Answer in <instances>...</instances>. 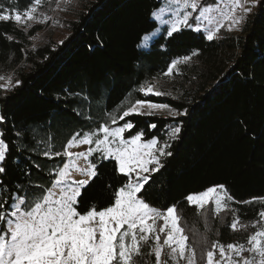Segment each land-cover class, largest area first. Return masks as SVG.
I'll return each instance as SVG.
<instances>
[{
	"label": "trees",
	"instance_id": "16d2710c",
	"mask_svg": "<svg viewBox=\"0 0 264 264\" xmlns=\"http://www.w3.org/2000/svg\"><path fill=\"white\" fill-rule=\"evenodd\" d=\"M163 1L92 0L63 43L35 49L14 20L0 21V75L15 70L19 81L0 89V114L6 116L0 130L10 149L0 192L9 203L24 197L30 204L40 194L38 186L47 191L55 178L51 173L66 162L63 154L49 158L44 153H63L76 133L99 127L114 110L119 116L118 106L144 98L186 109L187 116L127 119L136 125L133 132L145 133L144 140L157 137L171 145L172 155L162 158L163 166L150 174L139 195L162 211L176 206L198 263L206 264L215 241L243 240L231 228L233 218L213 219L207 209L188 202V195L224 185L239 222L256 221L264 211V201L254 199L264 197V0L239 34L209 41L203 31L184 26L172 37L164 31L143 48V39L159 27L153 12ZM33 5L34 0H0V12L23 13ZM185 56L194 61L181 66L187 82L181 97H145L139 91ZM150 123L157 127L150 129ZM177 123L182 131L170 138ZM96 171L78 197L81 212L93 204L98 210L111 205L113 191L125 182L112 160L98 163ZM142 254L148 256L147 247Z\"/></svg>",
	"mask_w": 264,
	"mask_h": 264
},
{
	"label": "snow or ice",
	"instance_id": "6c2138e0",
	"mask_svg": "<svg viewBox=\"0 0 264 264\" xmlns=\"http://www.w3.org/2000/svg\"><path fill=\"white\" fill-rule=\"evenodd\" d=\"M175 2L179 7L166 32L168 37L179 32L181 26H186L197 32H207V39L211 41L224 27L216 17L209 15L213 11L212 6H201L199 0ZM260 3L261 0H243V3L241 0H232L231 7L220 11V15L230 22L228 28L232 30L233 26L239 27L245 16L251 13L252 7ZM34 4L39 6L41 0H34ZM237 8L241 10L239 16L235 15ZM198 9V14L194 16ZM164 11L161 8L158 12H153V16L162 19ZM35 12L36 7H31L23 14L17 11L14 17L9 12H0V21L14 19L19 23L22 15L30 21L35 18ZM190 18L194 19V24H189ZM190 59V56L183 57L185 62ZM179 63L180 60H174L167 74L170 75ZM16 83L19 84V81ZM139 91L145 97L164 94L154 90V86L150 84L141 86ZM118 108L119 116L115 114V110L109 112L108 120L99 127L73 135L66 143L63 153H44L49 158L63 154L71 163L65 162L61 168L51 173L55 177L51 186L47 191L38 186L40 194L34 196L30 204L24 197L9 203L5 194L0 192V264H135L134 257L140 255L142 245L149 241L153 242L150 251L155 255L156 264H168V261L161 260L165 247L169 249L168 255L172 260L195 264L196 253L194 249L188 248V236L180 225L176 206L172 205L162 211L139 195L149 182L150 174L163 166L160 158L172 155L167 151L171 145L168 142L161 144L157 137L145 141V133L138 129L133 132L136 125L127 119L134 115H155L156 110H167L172 117L187 116V110L177 111L168 104L154 103L144 98L135 99L126 108ZM5 121L6 116L0 114V124ZM156 127L155 123L149 124L150 129ZM181 131V125L177 123L170 129V138L178 137ZM126 132L129 133L127 138ZM5 135L0 130V174L5 173L3 164L10 150ZM79 145L89 147L87 151L76 153L68 150ZM94 154H97L94 160H90L89 157ZM80 158L88 161L87 169L77 167L75 161ZM107 160L115 162V170L125 177V182L113 191L111 205L98 210L93 204L83 212L79 211L78 197L81 195V188L89 180H73L72 170L86 172L92 179L98 174V163ZM152 165L155 167H150ZM0 185H3L2 180ZM54 189L60 190L58 196ZM186 199L199 209L213 203L218 213L227 207L226 200L232 198L224 185H216L203 192L190 194ZM254 199L264 201V197ZM5 204H8L7 209ZM22 205L25 207L22 208ZM258 215L264 220V211H260ZM159 220H163V224L158 226ZM237 224L238 219L233 221L231 228L236 230ZM161 234H164L162 242ZM247 243L250 245L248 248L242 244L224 245L216 242L206 252L207 264H264V226L248 237ZM216 249H219L221 260H214ZM245 251L252 253V256L244 257ZM186 252L189 254L186 255Z\"/></svg>",
	"mask_w": 264,
	"mask_h": 264
},
{
	"label": "rangeland",
	"instance_id": "374dc122",
	"mask_svg": "<svg viewBox=\"0 0 264 264\" xmlns=\"http://www.w3.org/2000/svg\"><path fill=\"white\" fill-rule=\"evenodd\" d=\"M90 1L92 0H48L45 2H41L39 6H36L34 4L32 7H36V12L34 13L35 18L29 21L26 19V17H23L22 15V21L19 23L16 22V24L22 29V31H24L26 35H28L29 41L31 42L29 48L35 49L37 47L44 46V45L54 46L60 43L61 41H63L67 37V35L69 34L71 23L78 18L79 14L85 9V7L89 4ZM241 2L243 3V0H241ZM199 4L201 6H212L213 11L209 13V15L216 17L221 23L224 24V27H222L220 31L216 34V37L218 35L225 34V33L239 34L242 30L243 24L246 18L248 17V15L252 14L256 9V6H253L251 13L245 16L243 23L239 27L233 26L232 30H229L228 25L230 22L224 20L223 16L220 15V11H226L229 7H231L232 0H199ZM178 7L179 5L175 2V0H164L163 1L162 6L155 11V12H158L161 8L165 9V11L162 13V19H158L157 17L153 16V18L159 22V27L143 39L141 43V47L148 48V46L152 43V41L156 37H158L164 31H167L169 29L170 22L175 18L176 10L178 9ZM198 11L199 9L197 10V13H194L193 15L195 16L196 14H198ZM15 13L16 12L11 13L13 17ZM240 14H241V10L237 8L235 15L239 16ZM191 20H193L194 22V19L190 18L189 23ZM163 21H168L169 23H165ZM205 23L207 22L205 21ZM183 27L184 26H181V28ZM203 32L207 36V32L205 31ZM193 61L194 60L190 59L189 61L185 62L183 59H180V63L177 65V68L174 69L170 75L167 74L168 73L167 71L163 76L150 81L148 84L154 86V90L163 92L164 94L161 96H172L174 98L181 97V95L184 93L185 88L187 86V82H185L186 77L183 75L181 66L184 64H191ZM21 65H24V63ZM15 73H16L15 70H13L8 74L0 75V77L3 78V79H0V85L4 86V87H0V89L8 88L12 86L14 83H16L17 78H16ZM171 108L175 109L173 107ZM155 115L172 117L171 114L167 110H156ZM165 142H168V141H165ZM160 143L163 144L164 142H160ZM88 147H89L88 145H79V146H75L68 150L76 153V152H81V151H87ZM162 158L163 157L160 158V162ZM66 162L71 163L70 161H68L67 157H66ZM75 163L78 168H81V169L88 168V161H86L84 158H80L76 160ZM150 167H155V166L152 165ZM71 178L76 181H79V180H89L90 181L91 180L89 176L86 174V172L76 171L75 169L72 170ZM59 191H60L59 189H54V192L57 194V196L59 194ZM18 198L20 197H16L15 200ZM226 204H227V207L223 208L218 213L213 203H209L205 205L203 209H207L211 217L216 220H224L229 217L233 218V221L237 220L236 218H234L230 200H226ZM209 206H210V209L207 208ZM21 207L23 208L24 206L22 205ZM256 222H259V223H256ZM157 224L158 226L162 225L163 220L157 221ZM262 226H264V220H261V218H259L256 221L250 222V223H241L238 221L237 229L234 231L240 233L241 235L240 238L243 241H240V239L238 238V240L233 243L245 245L246 248L250 247V245H248L247 243L248 237H250L253 233L259 230ZM181 227L184 229L182 225ZM184 234L188 236V234L185 232V229H184ZM163 239H164V234H161V242L163 241ZM216 242L218 241H215V243ZM152 243H153L152 241H149L148 244L142 245L140 255L137 257H134L135 264H156V258L154 259V261L149 260L150 255H153L155 257L154 253L150 251ZM146 247L148 248V256L143 257L142 252ZM188 248L195 250L192 242H190L189 236H188ZM168 252H169V249L165 247L163 250L162 256H161L162 261H168V264H186V261L184 260H179V261L172 260L169 257ZM195 253H196L195 264H199L197 260L196 250H195ZM188 254L189 253L186 252V255ZM141 255L142 257L140 258ZM243 256L251 257L252 253L245 251L243 253ZM141 259L142 260L147 259L148 261L141 262ZM214 260H221L219 256V249H216ZM206 264H207V260H206Z\"/></svg>",
	"mask_w": 264,
	"mask_h": 264
}]
</instances>
